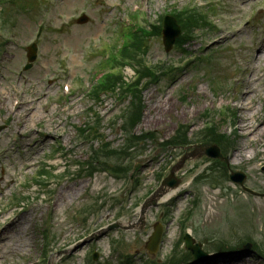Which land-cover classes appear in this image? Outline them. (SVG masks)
Instances as JSON below:
<instances>
[{"label":"rangeland","instance_id":"374dc122","mask_svg":"<svg viewBox=\"0 0 264 264\" xmlns=\"http://www.w3.org/2000/svg\"><path fill=\"white\" fill-rule=\"evenodd\" d=\"M41 1L43 6L35 13L24 10L12 15L16 26L8 35L0 34V44L4 45L0 55V232L9 225L8 219H20L0 237V264L37 262L44 257V245L53 252L49 264H89L92 254H98L94 264H118L117 256L126 253L135 256L136 264L143 260L164 263L176 249L183 252V247L177 246L182 237L181 221L195 200V212L184 226L189 233L194 232L193 238L205 250H209L205 240L214 236L236 246L246 240L244 236L253 234V239L264 244V197L243 192L227 177L218 186L208 180L194 182L209 166L205 165L204 150L211 144L196 143L187 149L160 146L174 137L181 125L189 127V137L195 141L207 123L221 120L222 132L234 131L237 140L230 154L231 171L245 173L246 186L264 194V134L255 140L243 128L246 122V128L264 123V60H256L264 50V11H260L264 0ZM174 3L180 9L197 7L207 14L208 7L216 9L210 20L218 30L197 34L196 42L187 48L193 58L211 55L214 67L197 62L178 72L175 80L167 77L144 93L145 108L137 135L149 133L151 137L136 155L134 165L140 164V168L134 181H127L132 172L125 180L105 172L80 179L78 169L69 170V166L86 161L90 154L89 143L80 140L76 128L87 122L91 108L104 120L103 134L113 148H119L124 140L118 123L122 106L116 98L103 97L104 102L95 105L87 97L93 79L100 73V53L119 44L120 26L129 25L128 17L136 8L137 13L147 15L148 21L142 22L146 27L170 13ZM81 14L88 16V23L77 24ZM251 16L253 22L248 24ZM208 41L212 44L205 49ZM33 42L38 43V58L25 71L28 48ZM186 58L178 48L166 53L161 37L150 41L147 61L151 65L184 66ZM125 75L128 80L134 79L130 69ZM65 85L73 88L69 94L64 92ZM17 100L21 105L16 109L13 105ZM248 104L257 111L256 116L246 113ZM227 106L236 112L235 124L232 115L227 119L219 113ZM31 111L38 118L26 121ZM207 111L208 117L204 116ZM56 141L66 158L49 162L59 173L51 180L50 193L42 196L33 187L23 194L30 199L16 206L12 196L35 177ZM184 153L191 155L177 173L183 179V188L170 200L149 208L140 225L142 205L160 186L158 174L167 177ZM192 183L198 184L194 187ZM86 210L90 212L83 213ZM113 222L128 230L103 233ZM157 224H162L166 232L158 252L150 254L146 244ZM44 230L51 238L44 239ZM6 236L15 239L2 241ZM92 238L86 245H79ZM121 241L125 248L112 246ZM253 258L249 264H263Z\"/></svg>","mask_w":264,"mask_h":264},{"label":"trees","instance_id":"16d2710c","mask_svg":"<svg viewBox=\"0 0 264 264\" xmlns=\"http://www.w3.org/2000/svg\"><path fill=\"white\" fill-rule=\"evenodd\" d=\"M179 21L183 25L187 36H190L193 32V29L195 27H199L202 23V19L199 18L196 14H192V13H187L184 16L183 15L180 16ZM145 47H146L145 41L139 37L138 38L136 37L135 43L129 45L124 49V53H123L124 62L122 65H125V63L128 62L130 66H135L138 68V71L136 73L139 76V78L135 83L129 84L125 80L122 74L113 75L111 77H108L106 81L101 83L100 86L93 92L98 98L103 93L108 94L110 92L112 93L121 92L123 95L122 94L119 95L124 96L126 99L130 98V106L127 111V119H126V124L124 126L125 132L128 135L127 142L129 148L132 147L133 142H135L136 140H139L141 142L144 141V139H146L145 136L136 137L133 134L131 135L134 128L141 120L143 108H144L142 91L140 90V87L142 88V84L145 80L152 82H157L158 80H160L159 77L157 76V72L159 71L154 72L152 71V69L144 66L141 60H137V56H141L146 52ZM86 132L92 135L97 134L96 131L93 132L92 130ZM213 133L215 134V131ZM97 135H94V138ZM216 137L217 136H215L214 138V142L219 141L218 139H216Z\"/></svg>","mask_w":264,"mask_h":264},{"label":"water","instance_id":"95a60500","mask_svg":"<svg viewBox=\"0 0 264 264\" xmlns=\"http://www.w3.org/2000/svg\"><path fill=\"white\" fill-rule=\"evenodd\" d=\"M179 33H180V30L177 27L175 20L168 18L165 22V31H164V41H165L167 51H169L172 48L174 41H175V38L177 36H179ZM234 179L243 185V182L245 180V176L244 175H236L234 177ZM163 185L174 188V187H176L177 182L171 181L168 179L163 183ZM159 236H160V231H157L155 233L154 237L151 239V245H150L151 248L155 247V245L158 243ZM187 247L189 249H193L192 245L189 243L187 244Z\"/></svg>","mask_w":264,"mask_h":264},{"label":"bare ground","instance_id":"6f19581e","mask_svg":"<svg viewBox=\"0 0 264 264\" xmlns=\"http://www.w3.org/2000/svg\"><path fill=\"white\" fill-rule=\"evenodd\" d=\"M256 60L259 61V60H260V57L257 56ZM245 111H246V113H249V114H250L251 116H253V117L256 116V114H257V111H256V110H254L253 108L251 109V104H248V105H247ZM37 118H38V115H37L36 113L33 114V112L31 111V114L27 116V120H26V121H28L29 119L35 120V119H37ZM29 121H30V120H29ZM250 122H251V121L249 120V123H250ZM246 123H247V122H246ZM246 123L243 125V128L245 129L246 132L252 133V134L254 135V139H255V140H256L259 136H261V135L264 134V123H263V122H261L260 125H258L256 128H253L252 126H249V127L246 128V127H245ZM58 126H59V125L57 124V127H58ZM177 192H178V191H176V192H175V191L169 192V193L165 196V198L163 199V201L165 202V201L169 200L170 198L174 197V196L177 194ZM21 220H23V218H22ZM19 222H20V219H19V218H16V219L10 221V222L8 223L9 225H7V226H6V227L0 232V237H2V236L4 235V231H5V230H8L10 226H13V225L17 226V225L19 224ZM13 239H15V238L12 237V236H6V237L2 238V241H4V242H11ZM222 264H223V263H222ZM241 264H245V263L242 262Z\"/></svg>","mask_w":264,"mask_h":264}]
</instances>
